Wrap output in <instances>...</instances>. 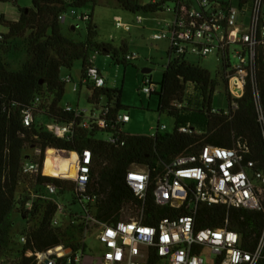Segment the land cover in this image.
Masks as SVG:
<instances>
[{"label": "built area", "instance_id": "2783aa9c", "mask_svg": "<svg viewBox=\"0 0 264 264\" xmlns=\"http://www.w3.org/2000/svg\"><path fill=\"white\" fill-rule=\"evenodd\" d=\"M263 4L264 0L244 3L243 0H168L164 9L172 15V21L161 23L146 40L156 49L162 42L169 43L167 67L180 57L185 60L189 56L207 58L217 52L224 60L225 87L238 99L243 95L247 77L254 71L256 46L264 39ZM72 12L75 13V9ZM88 16L84 13L72 20L83 24ZM67 19V12L58 17L61 24ZM114 26L115 35L120 30H131L120 16L114 17ZM75 31L74 25L68 29L70 33ZM230 54L238 61L234 66L228 62ZM125 58L129 62L152 61L149 56L141 58L133 53H127ZM94 59L90 56L79 84L70 75L62 77L64 83L71 85L74 94L83 86L87 87L92 93L91 108L66 105L62 108L71 113V121H50L52 124L48 125L40 122V126L60 140L69 141L79 133H93L98 140L123 146L127 135L123 127L130 122V112L118 108L115 99L99 94L106 89V81L95 67ZM158 88L146 78L138 92L150 96ZM43 100L37 96L34 108ZM232 104L237 106L236 102ZM175 106L184 107L180 103ZM213 113L227 112L213 110ZM33 120L29 109L24 123L29 126ZM178 131L192 133L188 127ZM30 151L21 165L23 181L19 185L25 187L18 203L22 218L33 211L36 202H51L54 206L51 227L61 235L75 233V240L69 241L73 248L68 251L60 245L42 252L24 251L27 239L21 235L19 240L24 255L35 257L36 264H258L262 258L264 227L256 248L251 251L243 248L241 235L228 227L227 219L221 226L200 227L203 206L222 205L228 210L237 208L264 213V170L246 159L249 151L245 145L234 148L204 146L198 152L182 154L163 165V170L155 177L146 167L131 165L126 171V183L139 202L124 206L121 219L112 223H104L97 217L99 197L88 193L93 167L90 149L48 147L45 150L31 148ZM39 178L47 180L39 183ZM50 179L69 183L82 205L81 216L70 218L64 213L62 206L51 197L57 194L58 188L49 182ZM149 198L157 207L167 209L170 215L145 223ZM125 213L128 215L122 216ZM88 243L96 247L93 255L86 253Z\"/></svg>", "mask_w": 264, "mask_h": 264}, {"label": "trees", "instance_id": "16d2710c", "mask_svg": "<svg viewBox=\"0 0 264 264\" xmlns=\"http://www.w3.org/2000/svg\"><path fill=\"white\" fill-rule=\"evenodd\" d=\"M115 1L127 12L156 14L165 12L168 0H152L147 4H141L139 0ZM12 2L16 0H0V3ZM96 3L97 0H32L31 8L19 9L18 21L0 16V23L9 31L6 36L0 35V39H23L29 55L23 68L13 72L3 56L9 48L0 51V247H8L11 243L14 228L11 214L17 199V186L23 181L21 165L31 148L92 151L93 167L88 193L99 197L96 215L104 223L118 221L124 206L139 202L126 183V171L131 165L146 167L155 177L163 170V165L182 154L198 152L204 146L234 148L245 145L249 151L246 159L254 161L257 168L264 170V39L256 46L254 71L247 77L243 95L234 99L236 107L226 89V114H215L212 108L220 81L227 85L224 77L220 74V81L212 79L208 71L192 66L180 57L166 68L162 84L158 85L157 92L152 93L160 97L159 112H166L176 119L172 133H161V126L158 125L152 136L127 134L125 144L120 146L98 140L93 133H79L68 141L44 131L40 122L44 123L46 119L57 123L72 120L71 113L60 106L67 86L61 77L63 70L70 71L76 62L81 61L84 73L91 52L111 57L118 63L122 57L125 66L131 63L125 58L126 44L116 47L97 40V27L93 21ZM84 8H92L88 19L83 22L84 39L74 40L65 36L59 15L69 9ZM188 83L197 85L201 90V108L196 112L203 115L206 129L200 134L192 127H188L192 133L178 131L186 127L179 126L177 122L180 111L185 108H178L175 103L183 104V92ZM99 94L115 99L116 106L121 108V89L106 87ZM37 96L44 100L34 108ZM29 109L34 120L26 126L24 115ZM43 180L47 179L39 178V183ZM49 182L54 183L59 192L72 189L69 183L61 180L50 179ZM34 205L33 211L24 214L27 220L26 229L22 232L27 239L24 251L42 252L60 245L73 248L69 241L63 242L62 235L50 225L53 204L38 201ZM169 215L167 209L157 207L151 198L148 199L145 223L156 222ZM226 219L228 227L241 235L243 248L254 250L264 227V213L237 208L228 210L222 205L203 206L200 227L221 226ZM24 251L19 264H36L35 257H26ZM258 264H264V251Z\"/></svg>", "mask_w": 264, "mask_h": 264}, {"label": "rangeland", "instance_id": "374dc122", "mask_svg": "<svg viewBox=\"0 0 264 264\" xmlns=\"http://www.w3.org/2000/svg\"><path fill=\"white\" fill-rule=\"evenodd\" d=\"M70 1V0H66ZM152 0H139L141 4H147ZM32 0H16L15 3H0V10L16 11L20 8H31ZM92 9V8H91ZM90 8L74 9L67 11V21L62 24L63 34L69 36L74 40H82L85 36L84 24L72 20L81 14H90ZM264 10V4H263ZM120 16L123 21L128 23L131 27L129 32L120 30L115 35L114 17ZM93 21L97 27V40L99 42L111 43L116 47H120L123 43L127 46L128 54H137L141 58L147 56L152 58L151 63L144 62L143 59L137 62L123 63V58H119L120 62H116L111 57L96 52H91V58L95 57L94 65L97 67L106 81V87L112 89L122 90L120 99L121 110H128L130 112V122L123 127V131L129 135H143L152 136L156 133L157 126H166V129L161 130V133H172L176 126V119L166 112H159L160 97L157 94H152L150 97L145 94H139L138 88L143 81L148 78L153 84L161 85L163 76L167 67L169 43L162 42L159 48L147 42L146 37L151 32L158 30L159 25L163 22L172 21V15L168 12L164 13H131L123 10L115 0H97L96 6L93 10ZM74 25L76 27L75 33L68 32V29ZM8 28L0 23V35L6 36ZM115 36V38H114ZM8 49L3 53L9 69L13 72L20 71L29 59L28 52L24 46L23 39H0V51ZM235 54V52L233 53ZM187 63L192 66L200 67L208 71L212 77L217 81L221 80L220 74L224 70V60L217 52L211 53L207 58H197L189 56L186 59ZM230 65L234 66L238 63L236 57L229 55ZM143 68H150L152 71L149 74H143ZM83 65L81 61L74 64L73 68L63 70L61 77L71 75L74 82L79 84ZM223 76V74H222ZM231 95V94H230ZM92 93L83 86L78 93L74 94L71 85L66 86L65 95L61 101L60 106L64 107L70 105L72 107L79 106L81 109H90V97ZM232 102L234 98L232 95ZM184 110L180 111L178 124L179 126L192 127L197 133H202L206 129L205 119L203 115L196 112L201 108L202 95L201 90L197 85L188 83L185 86L182 98ZM212 108L219 111L228 110V100L225 85L220 81L217 88ZM45 123L52 124L49 120ZM28 153H31L27 151ZM24 185L17 186L16 202L11 214V219L14 222V228L10 237L11 243L8 247H0V264H19L22 256V245L20 244V236L23 230L26 229L27 220L22 218L20 213V206L18 197L24 190ZM62 206L63 211L68 217H79L83 214L82 205L79 202L78 196L72 189H66L63 192L51 196ZM128 213L122 216H127ZM135 215V214H134ZM63 242H73L75 240V233L62 235ZM68 251V248L66 249ZM96 247L93 243H88L86 253L93 255Z\"/></svg>", "mask_w": 264, "mask_h": 264}, {"label": "crops", "instance_id": "0c3cea01", "mask_svg": "<svg viewBox=\"0 0 264 264\" xmlns=\"http://www.w3.org/2000/svg\"><path fill=\"white\" fill-rule=\"evenodd\" d=\"M1 15L4 16V18L6 20H9V21L16 22V21H18L20 19V12L19 11L18 12H16V11L15 12L14 11H11V12L6 11V12H3L2 10H0V16Z\"/></svg>", "mask_w": 264, "mask_h": 264}, {"label": "water", "instance_id": "95a60500", "mask_svg": "<svg viewBox=\"0 0 264 264\" xmlns=\"http://www.w3.org/2000/svg\"><path fill=\"white\" fill-rule=\"evenodd\" d=\"M246 0H243V3L245 2ZM152 70L150 68H143L142 69V73L143 74H149Z\"/></svg>", "mask_w": 264, "mask_h": 264}]
</instances>
